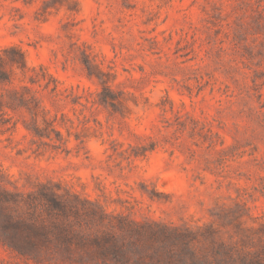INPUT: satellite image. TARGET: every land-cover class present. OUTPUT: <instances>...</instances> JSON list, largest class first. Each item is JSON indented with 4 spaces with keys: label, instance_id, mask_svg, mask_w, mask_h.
<instances>
[{
    "label": "clouds",
    "instance_id": "clouds-1",
    "mask_svg": "<svg viewBox=\"0 0 264 264\" xmlns=\"http://www.w3.org/2000/svg\"><path fill=\"white\" fill-rule=\"evenodd\" d=\"M72 2L32 0L19 27L0 21V264H264V201L243 205L223 179L240 166L264 178V0L184 6L200 45L181 71L154 74L171 60L145 57L143 72L105 82L121 66L107 29L86 41L97 60L62 83ZM70 83L87 85L78 105ZM102 88L122 93L118 135L114 119L108 135L83 123L112 111ZM165 94L171 111L159 109ZM181 113L222 133L193 152Z\"/></svg>",
    "mask_w": 264,
    "mask_h": 264
},
{
    "label": "rangeland",
    "instance_id": "rangeland-1",
    "mask_svg": "<svg viewBox=\"0 0 264 264\" xmlns=\"http://www.w3.org/2000/svg\"><path fill=\"white\" fill-rule=\"evenodd\" d=\"M32 0H0V21L7 17L13 21V27H19V21L24 20L23 9H26ZM73 0L69 5V13L74 14L66 19L60 26L61 32L65 34V41L60 46V54L63 62L59 66V80L63 83L65 74L72 77L81 59L85 66L89 60L96 61L98 54H93L92 44H87L88 39H94L103 30L111 29L117 34V39L112 47V55L120 57L118 71H112L111 66L103 72L105 82L119 79V73L143 72L145 63L143 58L167 57L171 63H155L151 69L152 73L159 74L165 72L181 71L182 66L194 60V53L200 45V36L192 31L185 22L182 12L184 6L191 7L196 0ZM91 5V7H89ZM46 10V9H45ZM85 27L90 31L86 34ZM79 40V43L77 42ZM39 43V41L37 42ZM31 48L32 45H29ZM122 54V55H121ZM98 65L93 64L90 74L96 75L99 79L100 73L96 71ZM81 79L87 80L84 76ZM148 80L140 81L141 86H145ZM55 91L57 85H50ZM87 85L82 88L80 83H75L64 91L71 97L70 103L78 105L81 96ZM74 93H80L76 95ZM122 93L117 92L115 96L107 89H101L99 103L101 106L111 105L112 111L107 116H91L83 123L88 127H94L95 131L102 135H108L107 121L114 119L115 131L113 135L120 132L118 120L120 112L117 108V97ZM167 106V107H166ZM159 109L171 111V101L167 94L160 100ZM76 115L75 112L72 113ZM81 115L83 113L81 112ZM65 119L64 115L59 118ZM177 123V132L189 140L192 151L195 152L199 145L211 147L215 138L222 133V129L216 126L209 127L202 124L186 113H181ZM175 122V121H174ZM69 123L71 119L69 118ZM9 121L7 119L0 122V135L9 132ZM12 127H15L12 125ZM53 131H56L53 129ZM85 133L87 128L84 129ZM60 135L59 132L56 133ZM79 139L77 135L75 137ZM251 155L253 148L244 147L242 149ZM241 148L238 147L232 152V156L239 155ZM243 166L234 168L225 174L223 179L227 180L231 176L225 187H231L237 198L245 206L249 202L264 201V178L253 180L249 170H242Z\"/></svg>",
    "mask_w": 264,
    "mask_h": 264
}]
</instances>
